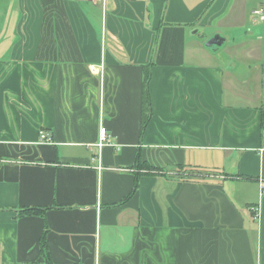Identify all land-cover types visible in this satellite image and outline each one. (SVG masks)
I'll list each match as a JSON object with an SVG mask.
<instances>
[{
  "label": "crops",
  "instance_id": "obj_1",
  "mask_svg": "<svg viewBox=\"0 0 264 264\" xmlns=\"http://www.w3.org/2000/svg\"><path fill=\"white\" fill-rule=\"evenodd\" d=\"M259 10L0 0V264H264Z\"/></svg>",
  "mask_w": 264,
  "mask_h": 264
},
{
  "label": "built area",
  "instance_id": "obj_2",
  "mask_svg": "<svg viewBox=\"0 0 264 264\" xmlns=\"http://www.w3.org/2000/svg\"><path fill=\"white\" fill-rule=\"evenodd\" d=\"M92 1L94 3L98 2V0H88ZM256 15H258L260 20H264V11L259 10L255 12ZM110 135L108 130L103 126H99V131H98V143L96 144V147L100 150L102 147L110 143ZM39 143L44 144V143H50V137L47 134L46 131L41 130L39 132ZM258 208L253 209V219L258 218Z\"/></svg>",
  "mask_w": 264,
  "mask_h": 264
},
{
  "label": "water",
  "instance_id": "obj_3",
  "mask_svg": "<svg viewBox=\"0 0 264 264\" xmlns=\"http://www.w3.org/2000/svg\"><path fill=\"white\" fill-rule=\"evenodd\" d=\"M223 38L219 35H214L212 38H210L206 43L205 47L208 48L211 51H217L219 50L223 45Z\"/></svg>",
  "mask_w": 264,
  "mask_h": 264
},
{
  "label": "trees",
  "instance_id": "obj_4",
  "mask_svg": "<svg viewBox=\"0 0 264 264\" xmlns=\"http://www.w3.org/2000/svg\"><path fill=\"white\" fill-rule=\"evenodd\" d=\"M148 78L149 77H147L145 79V81H144L145 90H144V97H143V108L145 109V111H149V107H150L149 95H148V92H147V82H148ZM145 121H147V119Z\"/></svg>",
  "mask_w": 264,
  "mask_h": 264
},
{
  "label": "rangeland",
  "instance_id": "obj_5",
  "mask_svg": "<svg viewBox=\"0 0 264 264\" xmlns=\"http://www.w3.org/2000/svg\"><path fill=\"white\" fill-rule=\"evenodd\" d=\"M227 42H230V40L228 39V41H227ZM226 44H227V43H226ZM227 48H228V47H226V49H227ZM222 49H223V47H221V50H220V51H221V52H220V55H222V54L224 53V49H223V50H222ZM226 49H225V50H226Z\"/></svg>",
  "mask_w": 264,
  "mask_h": 264
}]
</instances>
